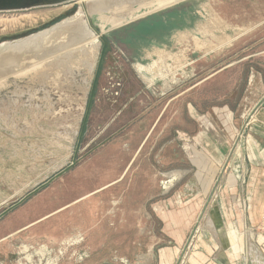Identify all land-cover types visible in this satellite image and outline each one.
Here are the masks:
<instances>
[{
	"label": "rangeland",
	"instance_id": "rangeland-1",
	"mask_svg": "<svg viewBox=\"0 0 264 264\" xmlns=\"http://www.w3.org/2000/svg\"><path fill=\"white\" fill-rule=\"evenodd\" d=\"M81 8L92 71L5 54ZM263 100L264 0L0 11V264H264Z\"/></svg>",
	"mask_w": 264,
	"mask_h": 264
},
{
	"label": "bare ground",
	"instance_id": "bare-ground-1",
	"mask_svg": "<svg viewBox=\"0 0 264 264\" xmlns=\"http://www.w3.org/2000/svg\"><path fill=\"white\" fill-rule=\"evenodd\" d=\"M80 1L87 2L88 10L94 16H96V13H99V12L103 11L104 9H106L107 7H109L110 5H112L115 0H80ZM104 13H106V12H104ZM99 18H101V17H99ZM99 18L96 17V20L98 23L101 22L99 20ZM101 20H102V18H101ZM68 38L70 40H73V41L78 40V38L79 39L80 38L81 39L86 38L87 40H90V42L88 44L85 41L88 45L85 44V46L86 45L87 46L85 48H81V50L79 49L78 50L79 53H77V54L73 53L74 50H72V49L68 50L67 53H65L62 56V58H61L62 60L60 59L61 62L55 63L52 68L54 69V67H59V66L67 67L71 63L72 64L74 63V65L75 64L78 65L79 68H80V65H83L84 67H86L88 69V71H92L94 69V66H95L97 53L99 52L98 51L99 43L96 41L97 40L96 35L86 25L85 17H84V14L82 13V8L78 11V13L76 15L63 20L61 23L57 24L56 26H53L50 29L40 31L36 34L29 35L25 38H22V39H19L16 41L5 43L4 46H7L8 48H10V53L16 52V51H19V50H22L25 48L27 51H29V50L30 51H32V50L38 51L36 53L35 57H42V56H47L46 55L47 53H50L51 51H55V49L57 51V47H55V48L50 47L52 44H55L54 43L55 40H59V39L63 40V42L61 44L62 46H60V47H62V49L64 47L67 48V46H66L67 44L71 45V43H67V44L64 43L65 40L68 41ZM49 40H50L49 45L45 46L46 41H49ZM72 45H73V43H72ZM52 46H54V45H52ZM41 47H43V49H41ZM48 49H50V52ZM59 49H61V48H59ZM61 51H63V50H61ZM47 68L50 69L49 66ZM88 71H86V72H88Z\"/></svg>",
	"mask_w": 264,
	"mask_h": 264
},
{
	"label": "crops",
	"instance_id": "crops-1",
	"mask_svg": "<svg viewBox=\"0 0 264 264\" xmlns=\"http://www.w3.org/2000/svg\"><path fill=\"white\" fill-rule=\"evenodd\" d=\"M177 32L174 30H167L163 33H160L159 35H156L151 41H145L146 43H143L141 45V55L140 58L143 60L144 58H148V56H150L151 54V50L155 49V47L157 45H165L166 43L164 41H171L170 39H174L175 38V34ZM155 51V50H154ZM139 58V59H140ZM195 141H197L196 143L200 145V141H198L197 139H195ZM200 153V152H198ZM201 156H202V152H201ZM200 176V174H199ZM174 217V216H173ZM173 217H167V219L165 220L164 217H162V220L164 221V225L167 227V232L170 234L171 237H173L175 240H179L180 242L182 241L181 238V233L184 232V229L182 227V224L176 220H174ZM163 254H169V251H162ZM165 255L161 256V262L160 264H167L166 260H165ZM167 258H169V255H167Z\"/></svg>",
	"mask_w": 264,
	"mask_h": 264
},
{
	"label": "water",
	"instance_id": "water-1",
	"mask_svg": "<svg viewBox=\"0 0 264 264\" xmlns=\"http://www.w3.org/2000/svg\"><path fill=\"white\" fill-rule=\"evenodd\" d=\"M71 1L76 0H0V11L29 10L34 7L58 5ZM5 54H10V51L7 50ZM5 54L2 55L1 59L4 58ZM262 106L264 107V100Z\"/></svg>",
	"mask_w": 264,
	"mask_h": 264
},
{
	"label": "built area",
	"instance_id": "built-area-1",
	"mask_svg": "<svg viewBox=\"0 0 264 264\" xmlns=\"http://www.w3.org/2000/svg\"><path fill=\"white\" fill-rule=\"evenodd\" d=\"M260 228H261L262 232H264V212H263L262 217H261Z\"/></svg>",
	"mask_w": 264,
	"mask_h": 264
}]
</instances>
